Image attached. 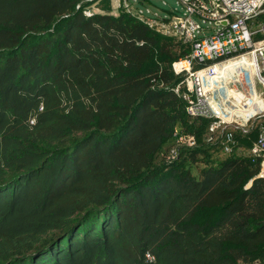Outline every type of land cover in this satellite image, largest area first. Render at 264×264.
I'll use <instances>...</instances> for the list:
<instances>
[{
  "label": "trees",
  "instance_id": "16d2710c",
  "mask_svg": "<svg viewBox=\"0 0 264 264\" xmlns=\"http://www.w3.org/2000/svg\"><path fill=\"white\" fill-rule=\"evenodd\" d=\"M190 48L112 0H0V264H264L258 124L224 153L186 114Z\"/></svg>",
  "mask_w": 264,
  "mask_h": 264
},
{
  "label": "built area",
  "instance_id": "2783aa9c",
  "mask_svg": "<svg viewBox=\"0 0 264 264\" xmlns=\"http://www.w3.org/2000/svg\"><path fill=\"white\" fill-rule=\"evenodd\" d=\"M142 2L112 0L114 8L131 9L149 27L190 44L189 54L171 65L181 77L173 91L185 101L189 117L209 121V139L229 153L235 136L246 135L264 117V93L256 90L258 85L264 92V0H175L180 9L164 16L142 11L136 5ZM257 126L248 154L264 179V124Z\"/></svg>",
  "mask_w": 264,
  "mask_h": 264
},
{
  "label": "rangeland",
  "instance_id": "374dc122",
  "mask_svg": "<svg viewBox=\"0 0 264 264\" xmlns=\"http://www.w3.org/2000/svg\"><path fill=\"white\" fill-rule=\"evenodd\" d=\"M115 3L113 6L115 7ZM139 9L142 11H148L150 13H156L157 15L164 16L166 15V12L170 8H175L176 10H179V6L176 4L175 0H143L142 3L136 4ZM257 93L263 97V89L262 87L257 85ZM263 105L259 102V108H262ZM256 124L262 123L264 124V117L256 119ZM255 124V125H256ZM219 154H222L221 151H219Z\"/></svg>",
  "mask_w": 264,
  "mask_h": 264
},
{
  "label": "water",
  "instance_id": "95a60500",
  "mask_svg": "<svg viewBox=\"0 0 264 264\" xmlns=\"http://www.w3.org/2000/svg\"><path fill=\"white\" fill-rule=\"evenodd\" d=\"M204 1H206V0H204Z\"/></svg>",
  "mask_w": 264,
  "mask_h": 264
}]
</instances>
